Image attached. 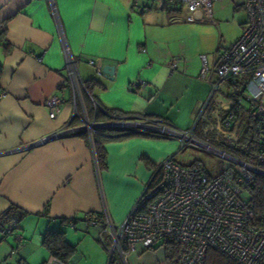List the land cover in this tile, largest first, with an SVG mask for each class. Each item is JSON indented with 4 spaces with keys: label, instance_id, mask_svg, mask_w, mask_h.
<instances>
[{
    "label": "crops",
    "instance_id": "0c3cea01",
    "mask_svg": "<svg viewBox=\"0 0 264 264\" xmlns=\"http://www.w3.org/2000/svg\"><path fill=\"white\" fill-rule=\"evenodd\" d=\"M225 1L236 2L212 0L210 10ZM241 4L234 10L243 11ZM213 14L208 18L205 8L169 10L163 0H0V214L10 206L22 211L18 233L24 228L43 238L47 230L64 231L75 253L82 241L100 243L103 216L122 222L153 170L169 155L176 161L182 149L176 138L110 127H100L92 138L82 131L35 143L66 125L80 126L84 113L98 122L112 119L105 111L142 115L193 132L200 122L217 121L210 116L212 88L199 76L200 55L212 67L222 48L209 38ZM243 23L223 47L240 36ZM64 48L77 61L83 82H98L92 93L86 88L74 94ZM105 65L114 66L112 79L102 73ZM228 86H220L218 99L228 97ZM53 95L62 103L51 118L45 102ZM195 161L202 162H176ZM91 214L98 215L96 225L87 224ZM28 248L24 238L19 248L5 240L0 259L14 256L16 264L27 263ZM38 248L49 253L42 243ZM154 255L136 252L130 258L145 264L151 257L146 264H152Z\"/></svg>",
    "mask_w": 264,
    "mask_h": 264
},
{
    "label": "built area",
    "instance_id": "2783aa9c",
    "mask_svg": "<svg viewBox=\"0 0 264 264\" xmlns=\"http://www.w3.org/2000/svg\"><path fill=\"white\" fill-rule=\"evenodd\" d=\"M163 1L169 7L180 4L178 7L181 9L193 11L205 8L208 18H211L212 0ZM241 5L246 18L240 36L218 51L212 67H209L206 56L200 55L199 76L212 88L208 102L214 99L215 108L210 116L217 119L215 126L204 127V132L214 130L236 142L237 123L240 122L236 120L237 111L239 106L245 105L246 115L258 127L252 162L199 141L193 130H179L159 119L142 115L112 116L111 120L98 122L90 120L84 113L80 126L66 125L35 142L42 143L82 131L92 138L100 127H110L123 133L176 138L180 148L187 143L196 144L227 160L218 173L210 175L200 161L182 165L169 155L153 170L149 182L122 222L114 223L104 214L100 224L98 215L87 216V224L99 223L101 226L99 240L108 253L107 264H130L133 253L141 255L148 251L155 253L152 264H204L208 248L219 250L236 264H255L264 254V225H261L264 223V210L255 209L247 192L254 178L264 175V103L261 102L264 95V0H242ZM64 55L68 83L75 95L80 94L86 86L79 75L77 61L67 48H64ZM170 65L174 68L175 61L172 60ZM97 72L101 74L100 69ZM223 83L229 85L228 97L221 100L218 98ZM3 94L0 92V96ZM61 103L62 99L56 95L46 100L51 118L56 116ZM0 231L4 235H13L18 248L23 244L16 220L8 222ZM167 245L174 249L170 262L166 259ZM16 252V249L12 251ZM53 264L76 263L54 257Z\"/></svg>",
    "mask_w": 264,
    "mask_h": 264
},
{
    "label": "rangeland",
    "instance_id": "374dc122",
    "mask_svg": "<svg viewBox=\"0 0 264 264\" xmlns=\"http://www.w3.org/2000/svg\"><path fill=\"white\" fill-rule=\"evenodd\" d=\"M241 2V0H236L235 4ZM235 4L225 1V4L222 6L214 4L211 8L214 12V20L216 21L215 30L209 31L211 34L209 38L216 42L218 46H225L224 44L228 40L234 39L237 36V32L240 29V24L245 21V15L241 9L234 10ZM186 9V8H184ZM215 12H220L221 15H217ZM261 102L264 103V95L261 97ZM216 124V120L209 119L205 122H200L194 129L193 135L199 141L208 144L215 149H218L222 152L229 153L234 156H242L236 149V142L224 138L219 135L217 131L210 130L208 133L204 132V127H213ZM240 125V122L237 123ZM238 134V133H237ZM254 157V155H253ZM194 159L201 160L205 167L207 168L210 175H213L220 171L227 160L217 154H214L209 149H206L202 146L196 144H186L180 151L176 153V161L187 164L193 161ZM254 159V158H253ZM253 161V160H252ZM33 225H30L32 228ZM19 231V230H18ZM68 231L74 232L72 229ZM24 238V244L28 245V253H30V258L27 259L28 264H53V258L50 254H46L44 249L39 250L38 246L42 243V238H39L38 235L31 236V233L25 232L24 228L20 230V233ZM5 236L3 239L2 237ZM3 239V240H2ZM80 243L79 240H76L79 244L75 256L78 255L76 264H107L108 262V253L104 247L97 241V239L92 238ZM13 243L14 247L17 246L16 241H13L14 238L12 235H4L0 231V243L5 242ZM109 244V241H107ZM9 256V255H8ZM17 257L11 256L7 257L4 260L0 259V264H16ZM151 257L145 258L143 263H148ZM3 260V261H1ZM130 264H137L134 259H129Z\"/></svg>",
    "mask_w": 264,
    "mask_h": 264
},
{
    "label": "trees",
    "instance_id": "16d2710c",
    "mask_svg": "<svg viewBox=\"0 0 264 264\" xmlns=\"http://www.w3.org/2000/svg\"><path fill=\"white\" fill-rule=\"evenodd\" d=\"M165 4V3H164ZM180 4H178L179 6ZM166 8L169 10H181L180 7L172 6L169 7L165 4ZM2 73V65L0 63V77ZM98 85L97 81L85 82L87 90L92 93L93 86ZM110 117L122 115L118 111L106 112ZM237 121H240L238 129V140L236 141V150L242 155L237 156L238 158L252 162L253 155L256 152L257 147V124L254 120L246 115L245 110L242 106L238 107L237 111ZM148 136H157L154 134H143ZM97 154L101 161L104 160V151L100 146H97ZM247 192L250 196V200L254 203V207L257 211L264 210V175H257L254 180L249 184ZM22 218V211L16 206H10L7 210L0 214V230L8 222L16 220L17 227L18 223ZM261 225H264L262 223ZM42 245L47 249L52 257L60 258L63 261H70L73 257L76 248L71 245L65 237L64 231L59 230H47L42 238ZM174 252L173 247L166 246V259L168 262L171 260V253ZM204 264H236L231 258L226 256L219 250L208 248L205 255ZM255 264H264V254L256 261Z\"/></svg>",
    "mask_w": 264,
    "mask_h": 264
},
{
    "label": "water",
    "instance_id": "95a60500",
    "mask_svg": "<svg viewBox=\"0 0 264 264\" xmlns=\"http://www.w3.org/2000/svg\"><path fill=\"white\" fill-rule=\"evenodd\" d=\"M102 73L104 75H106L108 78L112 79L113 73H114V66H112V65H105V66H103Z\"/></svg>",
    "mask_w": 264,
    "mask_h": 264
}]
</instances>
